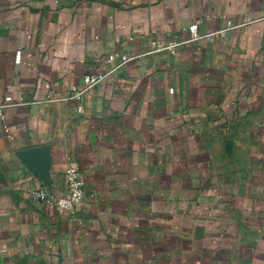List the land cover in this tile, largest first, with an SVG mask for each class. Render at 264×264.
<instances>
[{
  "label": "crops",
  "instance_id": "0c3cea01",
  "mask_svg": "<svg viewBox=\"0 0 264 264\" xmlns=\"http://www.w3.org/2000/svg\"><path fill=\"white\" fill-rule=\"evenodd\" d=\"M194 22L225 32L141 56ZM111 52L82 113L55 101ZM7 97L0 264H264V0H0ZM69 168L80 205H33Z\"/></svg>",
  "mask_w": 264,
  "mask_h": 264
},
{
  "label": "built area",
  "instance_id": "2783aa9c",
  "mask_svg": "<svg viewBox=\"0 0 264 264\" xmlns=\"http://www.w3.org/2000/svg\"><path fill=\"white\" fill-rule=\"evenodd\" d=\"M199 23L194 22L187 28L182 29L187 34L186 39H179L174 35L169 40H152L149 42V49L145 55H152L157 53H168L173 56L179 48L184 45L194 43L199 40L210 41L214 36H222L225 30L216 31L213 33L200 35ZM227 27L231 28V22H227ZM135 59L127 54L119 52H111L106 56L105 62L114 67L105 73H89L83 76L80 86H71L64 97L55 99L60 102H73L76 104L77 113H82V102L85 95L99 85L108 75L112 74L116 69L122 67L124 64ZM11 98L4 99V103L0 105V135L7 134L8 128L6 126L5 109L13 106ZM19 105V104H17ZM65 196H56L49 193L46 189L40 188L30 194V199L33 205L38 207H54L58 211L64 213L74 210L83 201L84 182L81 175L75 168H69L65 172Z\"/></svg>",
  "mask_w": 264,
  "mask_h": 264
},
{
  "label": "water",
  "instance_id": "95a60500",
  "mask_svg": "<svg viewBox=\"0 0 264 264\" xmlns=\"http://www.w3.org/2000/svg\"><path fill=\"white\" fill-rule=\"evenodd\" d=\"M25 155H27V158L32 160V157L33 156H37V155H43V157L41 156V158L39 159V161H37V165H34L39 171H41L40 169L44 168V166L46 165V160H47V157H44V152H43V149H32V150H29V151H26L25 152Z\"/></svg>",
  "mask_w": 264,
  "mask_h": 264
}]
</instances>
